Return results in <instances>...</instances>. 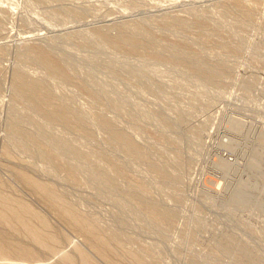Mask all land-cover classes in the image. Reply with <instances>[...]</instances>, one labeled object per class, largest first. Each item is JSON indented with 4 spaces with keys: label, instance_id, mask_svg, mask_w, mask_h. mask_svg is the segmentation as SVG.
I'll return each mask as SVG.
<instances>
[{
    "label": "rangeland",
    "instance_id": "obj_1",
    "mask_svg": "<svg viewBox=\"0 0 264 264\" xmlns=\"http://www.w3.org/2000/svg\"><path fill=\"white\" fill-rule=\"evenodd\" d=\"M242 1L0 0V187L48 218L61 249L74 254L79 244L108 264L16 169L99 224L118 258L131 248L151 264H236L231 238L254 249L251 264H264V0ZM95 27L132 36L146 53L116 48ZM33 45L57 54L68 77L27 54ZM15 73L41 83L73 123L15 96ZM98 116L142 155L110 140Z\"/></svg>",
    "mask_w": 264,
    "mask_h": 264
},
{
    "label": "bare ground",
    "instance_id": "obj_2",
    "mask_svg": "<svg viewBox=\"0 0 264 264\" xmlns=\"http://www.w3.org/2000/svg\"><path fill=\"white\" fill-rule=\"evenodd\" d=\"M235 1L241 6H246L242 0ZM91 32L99 34V36L103 37L104 40L116 48L118 47L130 52L146 53L144 49L137 50L134 45L137 41L130 35H120L116 30L114 33H112L113 31L108 33L102 31L99 27L92 28ZM27 54L34 55L48 72L59 76L68 75L59 56L52 51L43 49L39 45H33ZM13 87L15 96L19 98L23 96L27 97V102L37 106L43 115L61 119L69 125L73 123L68 112L56 102V98L38 81L15 73L13 76ZM81 87L84 92L92 93L87 86L82 85ZM95 122H101L108 128V138L121 147L126 154L135 156L142 155L140 152L142 150L140 144L132 140L127 133L111 128V123L106 118L98 116ZM42 146L44 152H51L48 145L42 144ZM7 153H9L8 150ZM97 159L102 164L106 161L103 157L99 156H97ZM57 164L61 165L59 161H57ZM15 172L19 180L29 185L36 192L38 198L44 201L59 218L67 222L72 229L82 233L88 239L91 250L108 264H151L141 254L142 252L139 253L131 248L122 249V256L120 258L116 257L114 255L116 247H113L111 244V235L105 232L99 224L90 220L80 209L73 207L64 194L58 192L51 184L37 179L27 170L16 169ZM66 176L74 180L80 179L71 167L66 168ZM140 205L153 219L164 220L170 215H164L162 214L163 212L161 213L156 208H149L145 204ZM34 208L28 202L12 196L0 187V225L7 226L13 231H19L32 240L31 243H25L5 236L0 232V264H51V261L40 254V250L52 257H57L66 264H99L78 243H76L78 245H73L74 254H70L61 249L58 235L50 221L42 212ZM234 243L229 238L230 259L236 262V264H251V259L254 258V255H252L255 252L254 249L250 248L247 244L244 245V243L241 245Z\"/></svg>",
    "mask_w": 264,
    "mask_h": 264
}]
</instances>
